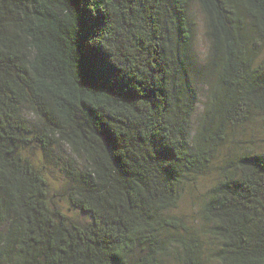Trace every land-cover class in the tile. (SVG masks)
I'll return each instance as SVG.
<instances>
[{
    "label": "trees",
    "instance_id": "trees-1",
    "mask_svg": "<svg viewBox=\"0 0 264 264\" xmlns=\"http://www.w3.org/2000/svg\"><path fill=\"white\" fill-rule=\"evenodd\" d=\"M263 48L264 0H0V264H203L169 210L264 120ZM32 145L57 155L58 200L87 219L53 205ZM218 173L201 209L211 256L264 264V150Z\"/></svg>",
    "mask_w": 264,
    "mask_h": 264
},
{
    "label": "rangeland",
    "instance_id": "rangeland-1",
    "mask_svg": "<svg viewBox=\"0 0 264 264\" xmlns=\"http://www.w3.org/2000/svg\"><path fill=\"white\" fill-rule=\"evenodd\" d=\"M196 8V7H195ZM196 17L198 24L197 43L198 48L202 55L207 53V41L205 38V28L203 18L196 8ZM264 58V48L260 53L258 59ZM207 85L201 87L200 90V102L194 118L193 132L197 126V119L203 110V102L206 98ZM234 132V131H233ZM255 151L264 150V120L261 117H256L252 122L237 127L234 134L230 135L229 140L223 145L215 159L213 168L206 174L192 177L189 182L185 183L180 189L176 204L169 210L173 215L180 216L184 219V223L188 228V232L197 236L202 245L204 251L203 264H222L218 260H215L209 251V239L203 233V223L201 221V209L207 198V191L212 187L219 176L218 169L225 159L234 155L238 150ZM65 158L69 155L67 153V147L63 146ZM24 153L31 160V162L42 171L44 174L49 193L52 196V200L55 201L53 205H57L62 213L75 218H88L87 215L81 213L77 209H71L69 203L65 198L58 200L61 196V192L65 189L68 183V177L61 164H58L57 155L53 158L46 156L44 151L38 145H32L25 148Z\"/></svg>",
    "mask_w": 264,
    "mask_h": 264
}]
</instances>
